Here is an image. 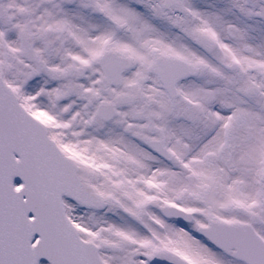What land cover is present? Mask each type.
<instances>
[{"label": "snow or ice", "instance_id": "obj_1", "mask_svg": "<svg viewBox=\"0 0 264 264\" xmlns=\"http://www.w3.org/2000/svg\"><path fill=\"white\" fill-rule=\"evenodd\" d=\"M0 264H264V0H0Z\"/></svg>", "mask_w": 264, "mask_h": 264}]
</instances>
